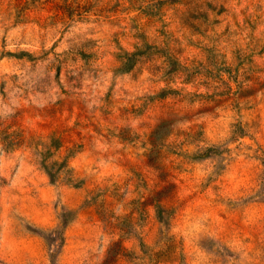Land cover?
<instances>
[{
  "label": "rangeland",
  "instance_id": "374dc122",
  "mask_svg": "<svg viewBox=\"0 0 264 264\" xmlns=\"http://www.w3.org/2000/svg\"><path fill=\"white\" fill-rule=\"evenodd\" d=\"M0 264H264V0H0Z\"/></svg>",
  "mask_w": 264,
  "mask_h": 264
},
{
  "label": "trees",
  "instance_id": "16d2710c",
  "mask_svg": "<svg viewBox=\"0 0 264 264\" xmlns=\"http://www.w3.org/2000/svg\"><path fill=\"white\" fill-rule=\"evenodd\" d=\"M118 246L120 247V251L122 252V251H124V249L123 248H121V246L118 244Z\"/></svg>",
  "mask_w": 264,
  "mask_h": 264
}]
</instances>
